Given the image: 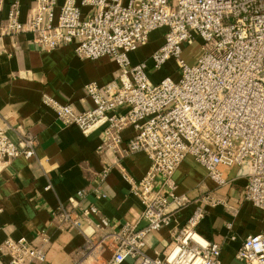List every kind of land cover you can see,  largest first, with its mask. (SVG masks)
Segmentation results:
<instances>
[{
  "label": "built area",
  "instance_id": "2783aa9c",
  "mask_svg": "<svg viewBox=\"0 0 264 264\" xmlns=\"http://www.w3.org/2000/svg\"><path fill=\"white\" fill-rule=\"evenodd\" d=\"M2 11L0 3L1 36L31 33L38 51L73 45L81 59L107 57L117 65L113 81L86 86L92 108L79 112L46 101L64 126H77L84 134L101 130L102 147L109 151H117L123 131L132 128L136 134L125 153L143 152L150 159L140 180L122 169L130 193L144 205L145 227L127 224L114 232L112 264H222L221 245L199 231L202 212L189 218L162 255L150 257L144 250L148 235L170 223V204L179 207L186 200L175 195L173 177L187 156L220 186L226 184L220 167H238L246 179L245 200L264 210V0H63L61 5L35 0L26 21L18 2L3 20ZM158 30H164L162 46L133 64L130 55ZM195 38L201 41L200 56L190 66L182 53ZM169 61L176 65L174 77L154 83L150 69L160 71ZM36 147L30 136L12 142L0 126V175L9 161L33 158ZM108 176L104 170L101 183ZM86 196L85 190L77 191L55 215L67 229L94 219L97 228H110L97 206L83 205ZM96 196L107 197L98 191ZM227 229L233 234L231 226ZM0 253V264L46 261V253L25 238L7 239ZM234 261L264 264V230L243 241Z\"/></svg>",
  "mask_w": 264,
  "mask_h": 264
},
{
  "label": "crops",
  "instance_id": "0c3cea01",
  "mask_svg": "<svg viewBox=\"0 0 264 264\" xmlns=\"http://www.w3.org/2000/svg\"><path fill=\"white\" fill-rule=\"evenodd\" d=\"M15 2L21 6V20L26 21L35 0H0L2 20ZM62 2L59 0V5ZM163 35L164 30L152 33L150 48L147 44L132 53L131 62L148 60L162 46ZM32 38L31 33L0 35V126L14 143L23 136L37 143L33 158L9 161L0 175V246L7 239L25 238L46 253L42 264H112L114 232L127 224L145 227L144 205L130 193L122 169L140 180L150 169V159L143 152L125 153L128 141L136 134L132 128L123 131L120 148L109 151L102 147L101 130L84 134L77 126H64L46 101L72 105L79 112L92 108L86 86L113 81L117 65L107 57L81 59L73 45L41 52L31 45ZM154 73L150 69L154 83L167 77H155ZM104 170H109V176L101 183L99 175ZM220 172L226 180L222 186L208 177L194 157L182 161L173 181L175 195L186 200L179 207L170 204V223L148 235L145 254L162 255L187 227L189 218L202 212L200 233L221 245L222 264H238L234 258L243 241L264 230V210L245 200L246 179L239 176L238 167L221 166ZM79 190L87 192L83 205L97 206L109 219L110 228H97L98 219L80 229H67L62 224L55 211ZM97 191L107 197L97 198Z\"/></svg>",
  "mask_w": 264,
  "mask_h": 264
},
{
  "label": "rangeland",
  "instance_id": "374dc122",
  "mask_svg": "<svg viewBox=\"0 0 264 264\" xmlns=\"http://www.w3.org/2000/svg\"><path fill=\"white\" fill-rule=\"evenodd\" d=\"M159 34V33H158ZM150 44L147 45L149 47ZM200 46L201 41L198 38H195L192 43L190 44H184V50L182 53V58L185 60V62L188 65H193L197 58L200 56ZM150 48V47H149ZM148 52V48H145V53ZM176 71V65L173 61H169L162 70L155 71L154 75L155 77L159 76H171L174 77ZM154 72V71H153Z\"/></svg>",
  "mask_w": 264,
  "mask_h": 264
}]
</instances>
